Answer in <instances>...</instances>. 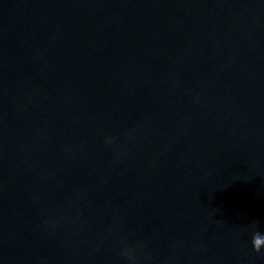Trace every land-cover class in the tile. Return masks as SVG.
<instances>
[{"label":"water","instance_id":"water-1","mask_svg":"<svg viewBox=\"0 0 264 264\" xmlns=\"http://www.w3.org/2000/svg\"><path fill=\"white\" fill-rule=\"evenodd\" d=\"M0 264H264V0H0Z\"/></svg>","mask_w":264,"mask_h":264},{"label":"clouds","instance_id":"clouds-1","mask_svg":"<svg viewBox=\"0 0 264 264\" xmlns=\"http://www.w3.org/2000/svg\"><path fill=\"white\" fill-rule=\"evenodd\" d=\"M257 248H259V246H257Z\"/></svg>","mask_w":264,"mask_h":264}]
</instances>
